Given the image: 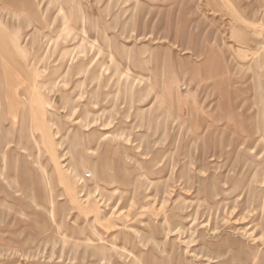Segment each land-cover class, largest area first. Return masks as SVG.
<instances>
[{"label": "rangeland", "instance_id": "1", "mask_svg": "<svg viewBox=\"0 0 264 264\" xmlns=\"http://www.w3.org/2000/svg\"><path fill=\"white\" fill-rule=\"evenodd\" d=\"M15 1L0 264H264V0Z\"/></svg>", "mask_w": 264, "mask_h": 264}, {"label": "crops", "instance_id": "2", "mask_svg": "<svg viewBox=\"0 0 264 264\" xmlns=\"http://www.w3.org/2000/svg\"><path fill=\"white\" fill-rule=\"evenodd\" d=\"M19 2V0H17V1H15V2H12V4L11 5H15L16 3H18ZM3 31V30H2ZM15 43H16V46L20 49V47H19V45L17 44V42L15 41Z\"/></svg>", "mask_w": 264, "mask_h": 264}]
</instances>
